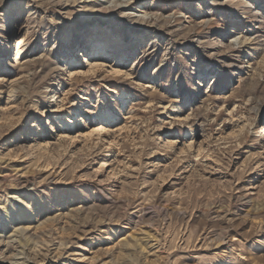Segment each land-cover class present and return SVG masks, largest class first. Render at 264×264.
<instances>
[{
  "label": "rangeland",
  "instance_id": "1",
  "mask_svg": "<svg viewBox=\"0 0 264 264\" xmlns=\"http://www.w3.org/2000/svg\"><path fill=\"white\" fill-rule=\"evenodd\" d=\"M225 1L0 0V264H264V0Z\"/></svg>",
  "mask_w": 264,
  "mask_h": 264
},
{
  "label": "bare ground",
  "instance_id": "2",
  "mask_svg": "<svg viewBox=\"0 0 264 264\" xmlns=\"http://www.w3.org/2000/svg\"><path fill=\"white\" fill-rule=\"evenodd\" d=\"M251 1L246 3V2H238V0H226L224 2V5L227 6V7H230L233 11V13L235 12H240L242 11V14H247L248 13V9L251 8ZM259 3V2H257ZM122 5V4H121ZM120 4H118V6L116 5L115 7H120L121 6ZM123 6V5H122ZM253 8V7H252ZM251 8V9H252ZM204 20V19H203ZM210 25V22L204 20L202 22H200L199 26L202 27V28H206V27H209ZM225 32H228L229 31V28L228 27H225L224 29ZM97 73H94L93 75H91L90 77L86 78V79H93L95 77ZM100 75V73L98 74ZM70 125L73 126L74 125V121L73 119L70 120ZM2 242V240H0V243ZM42 255V254H41ZM44 256V255H43ZM45 257V256H44Z\"/></svg>",
  "mask_w": 264,
  "mask_h": 264
}]
</instances>
